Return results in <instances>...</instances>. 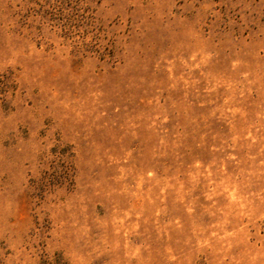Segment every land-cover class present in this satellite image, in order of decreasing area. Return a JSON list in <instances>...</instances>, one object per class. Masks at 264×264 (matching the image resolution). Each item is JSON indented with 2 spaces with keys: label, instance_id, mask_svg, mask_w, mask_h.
Here are the masks:
<instances>
[{
  "label": "rangeland",
  "instance_id": "1",
  "mask_svg": "<svg viewBox=\"0 0 264 264\" xmlns=\"http://www.w3.org/2000/svg\"><path fill=\"white\" fill-rule=\"evenodd\" d=\"M0 264H264V0H0Z\"/></svg>",
  "mask_w": 264,
  "mask_h": 264
}]
</instances>
